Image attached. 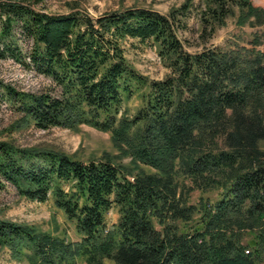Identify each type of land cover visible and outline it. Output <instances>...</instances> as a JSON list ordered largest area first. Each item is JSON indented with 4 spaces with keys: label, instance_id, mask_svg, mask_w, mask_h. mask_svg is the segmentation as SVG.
<instances>
[{
    "label": "trees",
    "instance_id": "obj_1",
    "mask_svg": "<svg viewBox=\"0 0 264 264\" xmlns=\"http://www.w3.org/2000/svg\"><path fill=\"white\" fill-rule=\"evenodd\" d=\"M229 1L240 9L239 24L264 25V9L251 0H208L203 21L222 25L234 14ZM189 12L185 4L169 16L132 8L93 19L79 11L52 15L0 3V48L13 53L6 41L19 26L34 42L33 66L61 88V97L8 88L26 123L109 132L132 165L0 141V189L7 182L30 201L52 199L81 235L73 242L0 221V247L13 260L264 263V52L187 53L176 24ZM128 39L156 46L171 74L161 81L141 76L124 55L121 44ZM147 85L143 107L133 118L123 116L124 96ZM181 177L194 187L181 189ZM195 188L216 190L218 199L190 205ZM114 206L119 220L108 229L106 214Z\"/></svg>",
    "mask_w": 264,
    "mask_h": 264
},
{
    "label": "rangeland",
    "instance_id": "obj_2",
    "mask_svg": "<svg viewBox=\"0 0 264 264\" xmlns=\"http://www.w3.org/2000/svg\"><path fill=\"white\" fill-rule=\"evenodd\" d=\"M10 1L46 14L62 15L79 11L93 19L105 13L132 8L151 9L169 16L172 11L189 4L190 12L176 24L177 36L187 53L194 55L213 48L226 52L238 50L264 52V25L254 26L253 22L239 24L240 9L230 1L234 7V14L226 18L222 25L215 27L203 21L208 0H0V3ZM251 1L254 6L264 9V0ZM1 28L0 22V30ZM6 43L12 48L13 53L3 45L0 48V53L3 54L0 56V141L21 148H38L63 153L85 162L108 158L121 168L132 166L131 159L123 156L114 146L109 132H102L86 125L77 130L59 127L40 130L26 123L19 103L14 102L9 96L8 88L19 93H46L52 97H61V88L33 66L31 57L34 42L24 36L19 26H13ZM121 45L130 66L149 81H161L171 74V69L159 56L158 48L152 43L128 39ZM148 91L149 85L136 90L130 97L125 95L122 115L133 118L143 107L145 100L143 96ZM261 147L264 149V144ZM142 169L148 173H155L146 166H142ZM179 186L184 190L194 187L190 180L183 177L179 179ZM202 199L214 202L218 199V191H202L195 188L188 196V203L197 205ZM119 216L117 206L106 214L108 229H112L118 223ZM0 221L28 225L68 241L81 240L75 222L68 220L64 212L55 207L52 199L45 203L30 201L21 197L16 188L7 182L5 187L0 189ZM248 240L249 237L246 238V241ZM0 264L28 263L13 260L10 251L0 247ZM79 264L85 263L80 261ZM105 264L115 263L106 259Z\"/></svg>",
    "mask_w": 264,
    "mask_h": 264
}]
</instances>
